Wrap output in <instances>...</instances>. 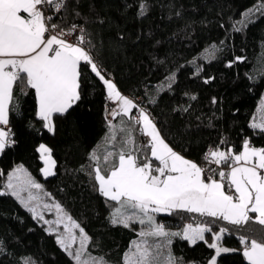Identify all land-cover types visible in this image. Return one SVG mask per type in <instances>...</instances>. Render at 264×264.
<instances>
[{
	"label": "trees",
	"instance_id": "trees-1",
	"mask_svg": "<svg viewBox=\"0 0 264 264\" xmlns=\"http://www.w3.org/2000/svg\"><path fill=\"white\" fill-rule=\"evenodd\" d=\"M261 1L64 0L51 23L81 26L89 58L79 63L77 99L52 115V130L37 116V96L26 73L19 72L13 82L7 125L11 143L0 153V264H76L56 234L11 192L7 179L18 164L81 226L91 254L123 264L130 243L139 237L141 225L115 219L116 202L103 195L96 180L97 157L112 123L104 114L108 92L103 79L111 78L119 91L138 99L137 106L151 114L165 141L199 165L208 163V150L237 153L245 140L264 152V129L253 123L264 93V7L242 18ZM208 46L213 51L205 58ZM138 131L133 125L124 137L131 148L127 152L138 164L153 161ZM116 136L113 148L120 146L121 135ZM41 143L54 160L48 176L41 171ZM221 177L228 187L225 173ZM156 220L170 229H209L193 243L181 232L172 236L175 264H206L215 250L213 232L219 230L220 243L232 249L220 253L216 264H252L241 251L243 243L264 245V219L252 211L232 221L182 208L159 213Z\"/></svg>",
	"mask_w": 264,
	"mask_h": 264
},
{
	"label": "crops",
	"instance_id": "crops-1",
	"mask_svg": "<svg viewBox=\"0 0 264 264\" xmlns=\"http://www.w3.org/2000/svg\"><path fill=\"white\" fill-rule=\"evenodd\" d=\"M38 1L0 0V153L11 143L8 113L18 73H26L37 96V116L43 120L45 128L52 130V115L66 111L77 99L79 63L89 58L87 48L78 43L59 44L50 53L54 39L43 37L46 28L42 13L35 7ZM91 61L94 70L96 63ZM103 81L109 97L117 100L121 109L104 134L103 142L107 145L100 147L95 170L100 191L116 202L112 212L115 219L145 226L140 220L136 221L140 208L147 209L153 216L173 209H194L220 214L232 221L241 220L252 211L264 219V152L261 148L245 140L237 153L215 148L208 150L207 159L214 160L217 165L207 179L202 173L207 163L199 165L174 149L160 134L151 114L137 106L134 97L119 91L111 78ZM133 125L151 135L148 145L153 161L138 164L127 152L131 148L124 137L129 136ZM118 134L121 135L120 146L113 148L108 143ZM224 161H228V165L223 166ZM223 173L228 187L223 185ZM157 223L161 234L153 236L155 239L164 234L162 223ZM207 230V227L188 225L181 229H164L169 232L165 235L167 239L181 232L192 243L203 239ZM222 235L221 230L213 232L214 246L221 244ZM170 239L166 242L168 247ZM241 251L248 262L264 264V245L243 243Z\"/></svg>",
	"mask_w": 264,
	"mask_h": 264
},
{
	"label": "rangeland",
	"instance_id": "rangeland-1",
	"mask_svg": "<svg viewBox=\"0 0 264 264\" xmlns=\"http://www.w3.org/2000/svg\"><path fill=\"white\" fill-rule=\"evenodd\" d=\"M261 7H264V1L250 7V9L245 11L242 18H247L254 9L257 10ZM212 51V46H208L203 50L202 54L205 58H208L212 55ZM259 67H261V64L255 67L253 72H256ZM134 100L136 102V99ZM115 102H117V100H115ZM117 104L120 111L119 102H117ZM254 118V125L256 124L264 129V93L261 94ZM150 142L146 143V145ZM113 143L114 138H112L111 143L108 144L114 145ZM39 146L41 158L42 161H44V166L41 171L45 176H48L54 172V160L47 144L41 143ZM7 184L12 193L19 195L22 202L26 206L31 207L34 216L40 219L49 231H53L56 234L60 246L65 248L72 255L76 264H113L108 260L106 261L102 256L97 254L93 255L88 251L86 247L88 236L85 231L70 215H68L61 204H58L41 188L40 183H36L32 179L26 167L20 164L15 165L14 168L9 171ZM135 217L136 221L140 220L145 226L140 227L139 237L130 243V247L124 254L123 264H175L174 256L171 254L170 248L166 244L170 238L167 239L168 236L165 235L169 232H165L164 229L168 230L169 228L165 227L161 222V226H163L161 229H163L162 231L164 234L161 238L155 239L153 236L161 234L156 216H153L147 209L140 208L138 210V216ZM214 247V254L206 264H216L217 256L227 248L221 244H216Z\"/></svg>",
	"mask_w": 264,
	"mask_h": 264
},
{
	"label": "built area",
	"instance_id": "built-area-1",
	"mask_svg": "<svg viewBox=\"0 0 264 264\" xmlns=\"http://www.w3.org/2000/svg\"><path fill=\"white\" fill-rule=\"evenodd\" d=\"M64 0H39L36 2V10L42 13V17L45 22V31L43 37L45 39H54L53 43L50 46V53L52 54L55 48L59 44L69 43V44H80L85 48L87 37L83 33V29L78 24L70 25L69 27H59L54 23H51L52 16L59 12L62 8ZM138 99H136L137 104ZM119 108L117 102L114 99L107 97L105 101L104 114L106 121L112 122V120L118 115ZM139 142L141 145H146L150 142L151 136L148 132L138 131ZM216 163L213 160H209L208 163L204 166L202 170L203 176L207 179L210 178V175L213 174L216 168Z\"/></svg>",
	"mask_w": 264,
	"mask_h": 264
}]
</instances>
